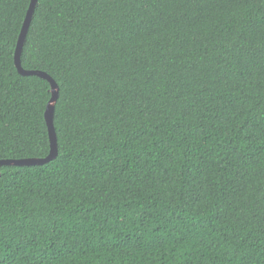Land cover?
I'll return each mask as SVG.
<instances>
[{
	"label": "trees",
	"instance_id": "16d2710c",
	"mask_svg": "<svg viewBox=\"0 0 264 264\" xmlns=\"http://www.w3.org/2000/svg\"><path fill=\"white\" fill-rule=\"evenodd\" d=\"M29 3L0 0V160L49 152ZM20 63L57 155L0 166V264H264V0H37Z\"/></svg>",
	"mask_w": 264,
	"mask_h": 264
},
{
	"label": "water",
	"instance_id": "95a60500",
	"mask_svg": "<svg viewBox=\"0 0 264 264\" xmlns=\"http://www.w3.org/2000/svg\"><path fill=\"white\" fill-rule=\"evenodd\" d=\"M37 0H30L28 9L26 11L25 18L23 20V24L21 26V30L17 39L16 48L14 52V65L17 72L23 76H38L40 78L45 79L50 85V99L46 105L44 111V121L47 129V136L49 142V152L48 155L44 158H27V159H19V160H0V166H40L51 160H53L57 155V138L53 125V117H54V103L58 98V87L55 81L49 77L46 73L40 71H28L21 67L20 63V55L22 46L25 40V36L27 34L33 12L35 9V5Z\"/></svg>",
	"mask_w": 264,
	"mask_h": 264
}]
</instances>
